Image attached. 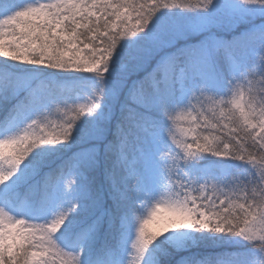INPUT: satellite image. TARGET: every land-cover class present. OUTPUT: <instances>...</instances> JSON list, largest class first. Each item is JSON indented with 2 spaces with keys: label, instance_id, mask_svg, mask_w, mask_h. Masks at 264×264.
Returning <instances> with one entry per match:
<instances>
[{
  "label": "snow or ice",
  "instance_id": "6c2138e0",
  "mask_svg": "<svg viewBox=\"0 0 264 264\" xmlns=\"http://www.w3.org/2000/svg\"><path fill=\"white\" fill-rule=\"evenodd\" d=\"M0 264H264V0H0Z\"/></svg>",
  "mask_w": 264,
  "mask_h": 264
},
{
  "label": "trees",
  "instance_id": "16d2710c",
  "mask_svg": "<svg viewBox=\"0 0 264 264\" xmlns=\"http://www.w3.org/2000/svg\"><path fill=\"white\" fill-rule=\"evenodd\" d=\"M234 249L228 246L222 247H206L198 250V254L200 255H216V256H226L233 252Z\"/></svg>",
  "mask_w": 264,
  "mask_h": 264
}]
</instances>
